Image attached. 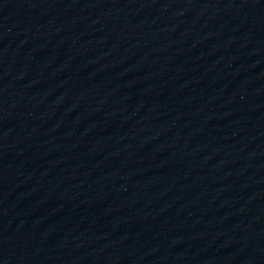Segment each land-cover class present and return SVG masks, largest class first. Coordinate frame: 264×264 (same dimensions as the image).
Instances as JSON below:
<instances>
[{
  "label": "water",
  "instance_id": "water-1",
  "mask_svg": "<svg viewBox=\"0 0 264 264\" xmlns=\"http://www.w3.org/2000/svg\"><path fill=\"white\" fill-rule=\"evenodd\" d=\"M0 264H264V0H0Z\"/></svg>",
  "mask_w": 264,
  "mask_h": 264
}]
</instances>
